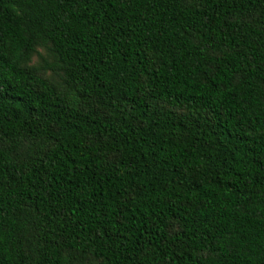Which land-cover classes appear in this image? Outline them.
<instances>
[{"label": "trees", "instance_id": "trees-1", "mask_svg": "<svg viewBox=\"0 0 264 264\" xmlns=\"http://www.w3.org/2000/svg\"><path fill=\"white\" fill-rule=\"evenodd\" d=\"M0 264H264V0H0Z\"/></svg>", "mask_w": 264, "mask_h": 264}, {"label": "rangeland", "instance_id": "rangeland-1", "mask_svg": "<svg viewBox=\"0 0 264 264\" xmlns=\"http://www.w3.org/2000/svg\"><path fill=\"white\" fill-rule=\"evenodd\" d=\"M34 64H38L40 61H39V58L36 56L35 58H34Z\"/></svg>", "mask_w": 264, "mask_h": 264}]
</instances>
